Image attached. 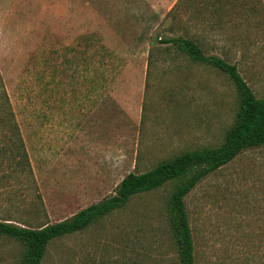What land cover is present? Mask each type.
<instances>
[{
	"label": "rangeland",
	"instance_id": "rangeland-1",
	"mask_svg": "<svg viewBox=\"0 0 264 264\" xmlns=\"http://www.w3.org/2000/svg\"><path fill=\"white\" fill-rule=\"evenodd\" d=\"M177 36L235 64L264 95V0L221 13L212 0H0V90L18 126V135L0 127V218L32 227L70 218L128 173L224 141L239 92L227 73L162 41ZM19 136L31 173L10 159ZM179 182L52 240L41 264H179L170 211ZM184 204L194 264H264V144L203 177ZM24 253L0 235V264Z\"/></svg>",
	"mask_w": 264,
	"mask_h": 264
},
{
	"label": "trees",
	"instance_id": "trees-1",
	"mask_svg": "<svg viewBox=\"0 0 264 264\" xmlns=\"http://www.w3.org/2000/svg\"><path fill=\"white\" fill-rule=\"evenodd\" d=\"M233 3L234 0H212V5L218 13L226 12L228 6ZM162 41L176 45L194 61L207 63L222 70L233 80L239 92V107L224 141L214 147L186 150L144 172H130L121 179L113 194L80 209L70 218L38 227L0 218V235L16 238L25 247L21 264H41L46 248L52 240L84 230L99 218L124 207L132 196L154 190L171 180L180 181L170 197L171 220L178 246L179 264H194V246L184 196L203 177L229 163L243 150L264 144V95L256 97L235 64H230L217 55L205 54L193 39L177 36L166 37ZM1 87L3 90H0V127L11 129L18 135V126L6 91ZM9 151H16V156L10 158L15 159V166L31 173L29 158L20 136L17 144L10 145Z\"/></svg>",
	"mask_w": 264,
	"mask_h": 264
}]
</instances>
